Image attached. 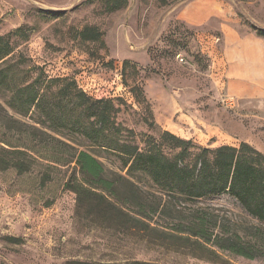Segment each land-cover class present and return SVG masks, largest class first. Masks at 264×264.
Returning a JSON list of instances; mask_svg holds the SVG:
<instances>
[{
  "label": "rangeland",
  "instance_id": "obj_1",
  "mask_svg": "<svg viewBox=\"0 0 264 264\" xmlns=\"http://www.w3.org/2000/svg\"><path fill=\"white\" fill-rule=\"evenodd\" d=\"M107 1L0 0V36L13 47L0 72L7 74L0 102L13 119L51 136L45 141L0 128V139L37 153L27 173L0 170V264H220L162 245L163 234L139 232L128 216L79 204L66 184L81 178L80 151L94 155L111 177L150 191L156 186L148 176L131 174L115 150L96 145L89 137L96 130L80 131L75 123L86 125L85 118L62 102L59 84L48 82L68 78L121 108L106 138L110 147L131 141L144 150L149 137L157 143L169 132L198 147L247 143L264 154V98L235 93L231 72L242 40L249 38L254 50L264 47L257 35L264 30V0H127L115 12H108ZM87 25L103 32V47L77 42L76 32ZM36 79L44 108L28 111V91L19 89ZM53 108L57 113L49 114ZM194 205L218 209L244 235L251 226L264 228L229 195ZM154 221L162 230L173 225L167 218ZM224 257L222 264H264V258Z\"/></svg>",
  "mask_w": 264,
  "mask_h": 264
},
{
  "label": "trees",
  "instance_id": "obj_2",
  "mask_svg": "<svg viewBox=\"0 0 264 264\" xmlns=\"http://www.w3.org/2000/svg\"><path fill=\"white\" fill-rule=\"evenodd\" d=\"M126 5L127 0H108L106 3L108 12L118 11ZM257 35L264 37V30L257 29ZM75 39L84 46H104V34L97 26H85L76 32ZM12 53L9 37L0 36V72L9 65L7 57ZM0 76L4 77L0 84L5 83L7 74ZM37 82L36 79L19 89L21 93L28 91V111L44 108L45 97L36 87ZM48 83L59 84L57 95L62 102L71 106L73 113L79 112L85 118L86 125L81 121L75 123L80 131L81 127L96 130V135L89 136L96 145L115 150L124 158L131 174L148 176L156 186L155 191H150L129 178L111 177L94 155L80 151L76 155V166L81 178L71 179L66 184V188L77 196L79 204L87 203L103 212L128 216L136 223L135 228L139 232H160L164 235L162 245L185 250L198 259L222 264L227 262L225 253L248 260L264 258L263 227L251 226L250 233L244 235L226 217H222L218 209L194 205L202 199L229 195L252 218L264 222L263 153L247 143L238 148L228 145L216 149L198 147L192 141L169 132H164L157 143L154 137H149L144 150L131 141L118 140L110 147L106 145L109 141L106 138L115 129V118L121 108L113 100L87 95L68 78ZM137 88L138 98L143 96V92ZM51 110L49 114L57 113L55 108ZM3 126L11 132L17 128L20 137L31 132L35 138L42 136L45 141L51 138L47 132L10 117L0 102V128ZM121 128L117 132H122ZM134 134L130 131L131 136ZM164 145L175 152L173 156L164 151ZM34 150L26 144L13 145L6 139H0V170L14 169L19 174L31 171L37 162ZM156 217L172 220L173 225L159 229L158 221H154ZM154 223L157 226H153Z\"/></svg>",
  "mask_w": 264,
  "mask_h": 264
},
{
  "label": "crops",
  "instance_id": "obj_3",
  "mask_svg": "<svg viewBox=\"0 0 264 264\" xmlns=\"http://www.w3.org/2000/svg\"><path fill=\"white\" fill-rule=\"evenodd\" d=\"M247 43H245V42ZM249 38L241 41L243 51L231 69L236 81L234 92L242 96L264 98V47L254 50Z\"/></svg>",
  "mask_w": 264,
  "mask_h": 264
},
{
  "label": "built area",
  "instance_id": "obj_4",
  "mask_svg": "<svg viewBox=\"0 0 264 264\" xmlns=\"http://www.w3.org/2000/svg\"><path fill=\"white\" fill-rule=\"evenodd\" d=\"M227 104H228V105H233L234 102H233L232 100H227Z\"/></svg>",
  "mask_w": 264,
  "mask_h": 264
}]
</instances>
